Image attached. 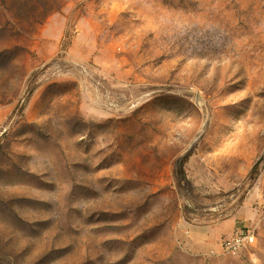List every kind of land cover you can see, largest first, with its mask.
Wrapping results in <instances>:
<instances>
[{"label": "rangeland", "instance_id": "rangeland-1", "mask_svg": "<svg viewBox=\"0 0 264 264\" xmlns=\"http://www.w3.org/2000/svg\"><path fill=\"white\" fill-rule=\"evenodd\" d=\"M0 264H264V0H0Z\"/></svg>", "mask_w": 264, "mask_h": 264}, {"label": "built area", "instance_id": "built-area-1", "mask_svg": "<svg viewBox=\"0 0 264 264\" xmlns=\"http://www.w3.org/2000/svg\"><path fill=\"white\" fill-rule=\"evenodd\" d=\"M255 238L254 233L238 227L228 237L221 240L220 247L224 252L235 254L253 245Z\"/></svg>", "mask_w": 264, "mask_h": 264}]
</instances>
